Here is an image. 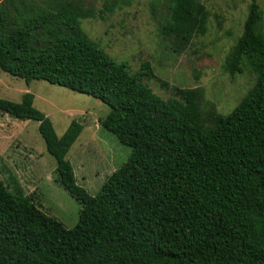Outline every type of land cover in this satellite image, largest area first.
Returning a JSON list of instances; mask_svg holds the SVG:
<instances>
[{"label":"trees","instance_id":"obj_1","mask_svg":"<svg viewBox=\"0 0 264 264\" xmlns=\"http://www.w3.org/2000/svg\"><path fill=\"white\" fill-rule=\"evenodd\" d=\"M9 2L0 0V71L99 101L108 111L98 125L130 152L90 196L66 159L80 122L57 137L31 94L0 99L1 113L37 123L54 182L80 207L67 229L14 178L0 180V264H264V32L256 0L224 62L233 77L244 61L254 84L207 126L197 89H176L177 100L155 96L80 31L77 19L89 13L77 5L49 11L30 1L10 11ZM168 3L159 36L179 53L205 33L208 14L195 0Z\"/></svg>","mask_w":264,"mask_h":264},{"label":"rangeland","instance_id":"obj_2","mask_svg":"<svg viewBox=\"0 0 264 264\" xmlns=\"http://www.w3.org/2000/svg\"><path fill=\"white\" fill-rule=\"evenodd\" d=\"M9 9L20 2H35L44 9L59 2L78 6L89 15L77 19L80 31L115 63L127 65L131 75L162 100L178 99L176 89H197L198 107L207 126L213 115L225 116L247 94L255 75L241 65L229 77L224 62L242 29L249 0H195L207 11L206 30L193 37L179 53L159 36L166 20L168 0H9ZM264 32V0H256ZM49 5V7H48ZM109 6L110 12L103 6ZM147 64L152 77L145 75ZM24 93L32 95V106L44 114L57 137L71 121L82 130L69 148L75 182L90 196L96 194L106 176L118 169L130 149L98 125L108 109L99 101L43 81L27 85L0 71V99L18 103ZM55 162L44 149L37 123L19 121L0 112V180L11 176L23 195L65 228L77 222L79 205L54 182Z\"/></svg>","mask_w":264,"mask_h":264}]
</instances>
